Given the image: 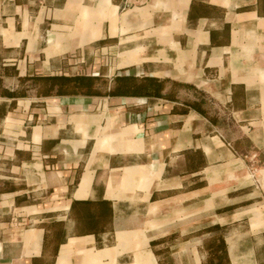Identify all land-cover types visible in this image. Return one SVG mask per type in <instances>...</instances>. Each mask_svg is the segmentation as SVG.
<instances>
[{"label": "crops", "instance_id": "0c3cea01", "mask_svg": "<svg viewBox=\"0 0 264 264\" xmlns=\"http://www.w3.org/2000/svg\"><path fill=\"white\" fill-rule=\"evenodd\" d=\"M258 157L264 0H0V264H264Z\"/></svg>", "mask_w": 264, "mask_h": 264}, {"label": "trees", "instance_id": "16d2710c", "mask_svg": "<svg viewBox=\"0 0 264 264\" xmlns=\"http://www.w3.org/2000/svg\"><path fill=\"white\" fill-rule=\"evenodd\" d=\"M130 77H117L115 81V87L110 89L105 93V88L108 85L104 78L94 75H53V76H42L35 75L34 77L24 78L25 82L29 81L34 87H40V93L44 97H72V96H125L128 94H143V93H154L150 89L141 84H136L135 81L130 80ZM133 79V78H132ZM154 81V79H151ZM2 96H7L9 98H25L27 93L25 89L19 91L18 93L2 92ZM163 94L155 93V97L161 98ZM186 105L190 109L199 110L200 107L196 103L188 102ZM222 245L219 244V248ZM224 255H226V249L223 250ZM218 264H222V259L218 260Z\"/></svg>", "mask_w": 264, "mask_h": 264}, {"label": "rangeland", "instance_id": "374dc122", "mask_svg": "<svg viewBox=\"0 0 264 264\" xmlns=\"http://www.w3.org/2000/svg\"><path fill=\"white\" fill-rule=\"evenodd\" d=\"M263 162H264L263 159L261 160V158H259V157L252 161V163H251L252 165L251 166H252L254 172L255 171L257 172V170L260 171L261 167L263 166ZM257 195H259V196H256L255 195V197H254V203H255V205H258L259 206L258 203L261 202L260 200H262L261 199L262 196L260 194H257Z\"/></svg>", "mask_w": 264, "mask_h": 264}]
</instances>
